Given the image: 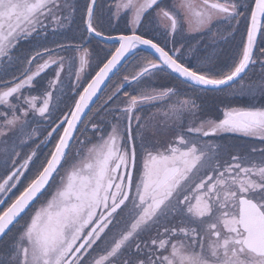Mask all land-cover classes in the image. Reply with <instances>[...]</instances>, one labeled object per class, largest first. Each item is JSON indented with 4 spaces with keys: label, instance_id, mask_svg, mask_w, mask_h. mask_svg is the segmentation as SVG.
<instances>
[{
    "label": "snow or ice",
    "instance_id": "snow-or-ice-1",
    "mask_svg": "<svg viewBox=\"0 0 264 264\" xmlns=\"http://www.w3.org/2000/svg\"><path fill=\"white\" fill-rule=\"evenodd\" d=\"M97 7L85 0L79 9L74 45L53 41L18 55L22 41L70 27L77 5L0 0V244L28 217L0 247V264H264V108L202 118L195 98L146 86L163 73L196 91L224 90L251 65L264 69V48L256 50L264 0H116L112 18L125 22L118 36L105 33ZM242 20L231 63L213 70L185 62L179 37L219 34L212 29L221 24L230 35ZM156 32L163 45L148 34ZM93 39L112 41L114 51L86 76ZM125 85L135 91L116 103ZM248 90L264 94V80ZM145 105L160 111L146 117ZM164 133L171 139L160 143ZM222 133L260 145L225 160L210 140Z\"/></svg>",
    "mask_w": 264,
    "mask_h": 264
},
{
    "label": "flooded vegetation",
    "instance_id": "flooded-vegetation-1",
    "mask_svg": "<svg viewBox=\"0 0 264 264\" xmlns=\"http://www.w3.org/2000/svg\"><path fill=\"white\" fill-rule=\"evenodd\" d=\"M119 32V33H123ZM213 33H219V34H209L207 31L200 32V33H194L189 34L185 33L183 36L179 37L178 39L183 43L184 45V51H185V62L187 64H190L194 68H201L202 64H205L203 67H211L213 70L216 68L222 67L223 64H228L227 61L223 62L224 53L225 54H231L235 47V53L234 57L236 56V53L239 50V42L242 41V37L245 33V22L242 20L241 24L239 25L238 30L233 34H227L226 29L224 25H219L218 27H214L212 29ZM149 35H154L156 39L160 41V43L163 45L165 43V38L159 33H148ZM224 35H227V39H224ZM204 41L208 48L212 51L206 52L207 56L204 58V56L201 54V52L197 49L199 46V42ZM179 46V45H177ZM168 47H171V44L168 45ZM141 55L147 56L150 55L146 52L141 51ZM212 57L213 63H206L207 58ZM233 57V58H234ZM252 71V70H251ZM250 71V72H251ZM90 68L86 69V76L89 75ZM161 75V76H160ZM157 78H155V84L152 85L151 81L149 80L147 82L146 86H151L156 89L172 86L178 89V92L180 94L179 98H183V93H186L187 96H190L192 93L195 94L196 98H198L199 102L197 103L201 106L202 111L199 113L200 117L207 118L205 115L207 112V104H206V92L205 90L196 91L194 87H189L183 83H181L178 79H174L171 75L167 74H160ZM252 79L255 78L257 84L264 80V69L257 68V73L252 75ZM119 79H122V75L119 77ZM251 79V82H252ZM160 85V88L158 87ZM128 93H133L135 89L133 87H130L128 85H125V87L121 90ZM104 98H102L97 105H99ZM127 97L124 96V93L120 94V100H117L116 103H120L121 101L126 100ZM174 101V98H173ZM252 104H248V107H255V108H264V94H261L259 91L257 94L254 95L252 98ZM160 109L157 106L154 105H145L144 111L142 115L144 116H151L154 112H159ZM215 117L214 119H217ZM171 139V133H164L159 137L160 143H167ZM255 141H251V146L253 145H260V141H257V143H254ZM222 143V134L218 135V141L217 144L221 145ZM23 179V178H22Z\"/></svg>",
    "mask_w": 264,
    "mask_h": 264
},
{
    "label": "rangeland",
    "instance_id": "rangeland-1",
    "mask_svg": "<svg viewBox=\"0 0 264 264\" xmlns=\"http://www.w3.org/2000/svg\"><path fill=\"white\" fill-rule=\"evenodd\" d=\"M108 1L109 0H99V6L97 7L99 10V15L103 16L106 20H108V10H109V5H107ZM71 2L76 4L77 9H78L73 14L72 25L70 27H67V28H64V29L57 31L55 34H53L51 32V30H49V35L47 37L46 43H43V44H46L49 47H55V44L53 43V41H59V42H62L64 44H67V45H71V43L75 44L78 42V40H79L78 36H80L81 32L83 31L82 22H81V12L79 11V9L83 8L85 0H71ZM114 10L115 9H112V12ZM122 31H125L123 26H122ZM192 34H194V33H192ZM38 41H39V43H38ZM43 41H44V39L39 38V37L35 40L27 41V42L23 43V48L20 49V52H24V54H27L29 52V50H31L32 48L39 47V45ZM112 45L113 44H108V43H97L96 39H93V41L90 45V49L93 50V52H94V59H93L92 65H91L92 71L90 74L94 73L95 65L98 62V60L103 59L105 54L109 50H114ZM236 46H238V43ZM235 47H234L233 51L231 52L232 57H234V53L236 51ZM258 48L259 49L264 48V37H261L260 44H259ZM197 49L201 52V54L204 56V58L207 56L206 52L212 51L208 48V46L206 45V43L204 41L199 42V46ZM17 51H19V49H17ZM17 54L23 55L21 53H17ZM64 54L69 55L68 57L73 55L72 52H65ZM231 55H229L230 58H231ZM204 65L205 64H202V67ZM225 65L226 64H223L222 67ZM67 70H68V66L66 64L65 65V72H67ZM50 71H52V70H50ZM63 77H64V73H62V78ZM48 79H50V77ZM150 81H151L152 85L154 86L155 79H150ZM259 83L257 84V82L255 80H252V82L250 83L249 77H246L243 80H240L238 83H234L236 85H234L230 88L224 89L223 92L207 93V95H208L206 97L207 112L205 113V115H202V116L203 117L207 116V118H212V119H213V117H217V111L215 110V108L217 107V102H216L217 99H219L223 103V108L226 107L225 109H227L228 107H230V108L236 107V105H248V104L251 105L253 102L252 98L254 97V95L250 94V92L248 90V86H249V84H252L254 87H256L257 85H259ZM158 87L160 88V85ZM34 93L35 92L33 91L32 94H34ZM186 96H187V94H186ZM190 96L195 98L196 101L199 102V100H198V98H196L195 94L192 93ZM231 96L232 97L242 96V97H245L247 100L241 101V102H240V99L235 100V101H230V100H228V97H231ZM176 99L177 98H174L173 102H175ZM32 127H37V125L34 124ZM40 130L43 131L42 128ZM21 147L24 151L29 150L26 146H21ZM33 147H34V145H33ZM40 151H41V153H45L47 151V148H44L42 146ZM222 155H223V158L225 160H227L229 158L228 152H226L224 149H223ZM26 176H30V173H26ZM23 186H24V178L22 179V183L17 185V187L15 189H13L11 193L8 194L9 202H10L11 198H14L15 195L19 194V192L22 190ZM0 209H3V207ZM25 219L19 225H17L15 227V229L11 232V234L8 235V237L4 240V242L2 244H0V247H4V245H6L7 242L9 240H11L16 235L17 230L26 221Z\"/></svg>",
    "mask_w": 264,
    "mask_h": 264
},
{
    "label": "trees",
    "instance_id": "trees-1",
    "mask_svg": "<svg viewBox=\"0 0 264 264\" xmlns=\"http://www.w3.org/2000/svg\"><path fill=\"white\" fill-rule=\"evenodd\" d=\"M114 1H109V5H112ZM114 7L110 6V10H112ZM97 16L101 20V27L104 29L105 33H110L111 35L117 34L119 32H122V26L116 25L115 24V19L112 18V12L110 13L108 20H104L103 16H100L97 14ZM20 47L18 48L19 50L23 48V44L19 45Z\"/></svg>",
    "mask_w": 264,
    "mask_h": 264
},
{
    "label": "water",
    "instance_id": "water-1",
    "mask_svg": "<svg viewBox=\"0 0 264 264\" xmlns=\"http://www.w3.org/2000/svg\"><path fill=\"white\" fill-rule=\"evenodd\" d=\"M258 38H259V35H258V37H257V40H258ZM108 42H110V41H108ZM108 42H100V43H108ZM256 44H257V42H256Z\"/></svg>",
    "mask_w": 264,
    "mask_h": 264
}]
</instances>
